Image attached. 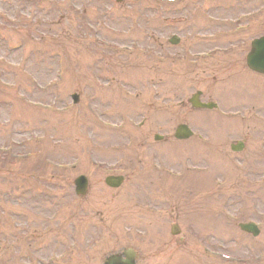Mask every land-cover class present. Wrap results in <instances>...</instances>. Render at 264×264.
Here are the masks:
<instances>
[{"label": "rangeland", "instance_id": "374dc122", "mask_svg": "<svg viewBox=\"0 0 264 264\" xmlns=\"http://www.w3.org/2000/svg\"><path fill=\"white\" fill-rule=\"evenodd\" d=\"M149 5L0 0V147L10 148L0 156V264H102L123 246L134 248L143 264H224L199 248L198 234L246 264H264V76L246 71L236 78L245 70L249 41L264 34V0L236 4L250 19L248 30L234 37L242 40L241 51L227 58L208 51L212 57L205 59L186 52L180 65L161 61L183 54L182 47L159 45L169 37V14L152 15ZM197 15L189 10L187 22ZM194 22L176 29L197 32ZM204 27L213 29L197 26L201 33ZM198 38L194 45L202 51L214 45ZM195 90L221 108L180 106ZM31 102L51 108L32 110ZM234 109L246 117L241 110L230 118ZM183 123L201 131L199 143L154 141V134L169 137L168 129ZM208 139L214 147L204 146ZM236 140L245 142L241 152L229 149ZM15 154L31 158L16 163ZM160 163L174 174L192 164L210 170L167 185L152 171H163ZM112 174L126 177L120 188L103 183ZM80 175L89 190L76 201L73 180ZM203 190L207 195H198ZM45 192L51 201L35 203ZM166 205L172 217L150 216L166 229L158 243L134 230L156 236L146 213ZM244 221L257 222V237L234 230ZM173 223L180 227L175 236L166 228Z\"/></svg>", "mask_w": 264, "mask_h": 264}, {"label": "water", "instance_id": "95a60500", "mask_svg": "<svg viewBox=\"0 0 264 264\" xmlns=\"http://www.w3.org/2000/svg\"><path fill=\"white\" fill-rule=\"evenodd\" d=\"M257 54L253 53L248 58V67L259 73H264V48L257 46Z\"/></svg>", "mask_w": 264, "mask_h": 264}]
</instances>
